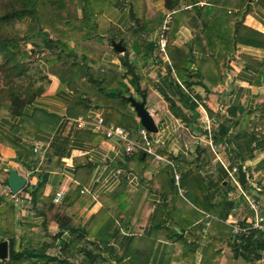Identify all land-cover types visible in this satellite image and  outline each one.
Wrapping results in <instances>:
<instances>
[{"label": "crops", "instance_id": "crops-1", "mask_svg": "<svg viewBox=\"0 0 264 264\" xmlns=\"http://www.w3.org/2000/svg\"><path fill=\"white\" fill-rule=\"evenodd\" d=\"M210 1L213 0H184L182 7L192 9L195 3L204 5ZM221 1L224 0H216V5L220 6ZM157 6L163 21L149 38L157 44V56L142 72L152 80L145 103L159 128L158 132L149 131L153 151L163 159L139 147L127 152L125 143L117 136L108 137L94 129L92 123L99 114L107 125H121L130 131L135 121L136 133L131 134L138 139L144 126L132 104L125 109L126 117L117 122H107L108 108L103 104L71 116L74 92L51 73L46 91L25 105V127L22 117L0 114V168L16 169L27 179L26 186L16 194L9 184L0 181V236L8 241L14 236L17 250L36 245L35 240L49 232L55 234L59 213L69 216L74 225L90 224L92 229V218L105 209L104 198L125 186L131 193L127 213L111 230L112 245L121 254L129 237L136 235L151 246L149 264H203L210 246L221 252L218 264H254L242 255L235 256L231 239L236 238L233 224L246 226L253 219V211L240 188L253 192L264 217V169L260 168L264 161V47L237 42L233 55L227 56L228 63L220 67L206 62L211 53L198 44L193 55L202 60L200 70L206 85L195 88L203 98L197 111L183 108L195 116L194 120L178 117L165 97H172L170 78L177 79L183 91H188L171 67L168 35L175 18L165 9L163 0ZM246 8L245 16L238 17L242 18L240 29L253 28L264 33V0H248ZM231 9L232 13L238 11ZM106 16L116 37L129 27L128 7L124 4L109 7ZM186 19L182 16L176 38L171 42L185 52L186 46L193 44L195 34ZM163 33L167 39L165 52L160 49ZM109 39L111 43L121 42V38ZM74 44L72 40L71 45ZM119 53L107 52L98 64L110 77L127 71L122 63L124 52ZM136 57L132 51L130 60ZM43 68L47 71L45 64ZM132 92V96L144 101L133 87ZM176 102L183 106L179 100ZM79 118L89 124L81 127ZM224 122L230 129L227 138L215 137ZM253 134L251 154L243 146ZM2 136L6 141L1 140ZM212 144L217 145L216 153ZM140 149L142 158L137 153ZM235 165H240L239 170L230 178L226 166ZM170 172L177 192L170 189ZM41 181L45 184L34 209L30 189ZM188 188L194 197L188 196ZM257 188L261 190L258 192ZM60 191L62 198L55 202ZM64 235L72 241L68 230ZM73 259V264H77L81 257ZM129 260L130 257H124L113 264H127Z\"/></svg>", "mask_w": 264, "mask_h": 264}, {"label": "trees", "instance_id": "trees-1", "mask_svg": "<svg viewBox=\"0 0 264 264\" xmlns=\"http://www.w3.org/2000/svg\"><path fill=\"white\" fill-rule=\"evenodd\" d=\"M158 1L0 0V114L22 117L25 127V105L46 91L50 83L48 73H51L74 92L73 104L69 108L71 116L86 112L92 105L103 104L108 108L107 122H117L126 117L125 109L131 104L128 98L134 95L132 87L145 102L150 91L152 80L144 77L142 69L157 56V44L149 38L163 21ZM183 1L163 0V4L175 18L168 35L171 67L188 91H183L177 79L170 78L172 97L167 94L165 97L175 115L194 120L195 116L189 115L183 108L197 111L203 97L195 87L206 85L205 76L200 70L202 60H197L193 55L196 46L199 44L200 47L201 44L203 50L211 53L206 62H214L221 67L228 63L227 56L233 55L237 42L264 47L261 39L264 33L253 28L240 29L248 0H224L220 6L213 0L204 5L195 3L192 9L183 8ZM118 3L128 7L129 27L116 37L106 11ZM230 7L238 11L232 13ZM182 16L195 30L193 44L186 46V52L171 43L181 26ZM239 16L242 18L238 19ZM109 38H121L126 47L122 63L127 71L111 77L98 67L107 52L120 54ZM72 40L74 46L71 45ZM132 51L137 55L135 60L129 58ZM37 52L38 57L35 56ZM44 64L48 72L43 68ZM176 100L183 106L178 105ZM208 111L212 116L210 108ZM131 125V131L136 133V122ZM218 129L215 137L227 138L229 124L220 123ZM254 138V134L250 135L243 146L250 149L251 154ZM1 140L6 141V138L2 136ZM137 153L142 158L143 151ZM260 168L264 169V161ZM169 176L170 189L177 192L171 172ZM8 177L9 172L0 168V181L4 185H8ZM44 184L41 181L30 189L34 209ZM189 191L188 188V196L194 197ZM130 196L128 189L121 186L115 194L105 197V209L92 218V229L90 224L86 227L74 225L69 216L59 213L57 232H49L39 241L35 240L36 245L17 250L16 238L12 236L9 239V258L4 260L5 264H73L75 257H81L77 264H113V261L119 262L124 257H130L127 264H149L151 246L143 243L139 236L129 237L122 254L112 245L111 230L127 213V198ZM67 230L73 236L72 241L65 238ZM3 239L5 236H0V241ZM231 242L235 256L242 255L254 264L260 262L263 243L258 230L242 232ZM220 257L221 252L210 246L205 251L203 264H218Z\"/></svg>", "mask_w": 264, "mask_h": 264}, {"label": "built area", "instance_id": "built-area-1", "mask_svg": "<svg viewBox=\"0 0 264 264\" xmlns=\"http://www.w3.org/2000/svg\"><path fill=\"white\" fill-rule=\"evenodd\" d=\"M164 29H166V25L164 26ZM162 40L160 41V49L165 52L166 50V45H167V39L165 37V34L163 33L162 35ZM79 125L81 127H86L89 122L84 120L83 118H79ZM94 129L97 131H103L108 137L112 136H117L120 140H122L125 143L126 151L127 152H132L135 147L142 148L143 150L150 152L151 154H154L157 159H163L161 156L157 155L153 151V141L150 138L149 131L145 128L142 127L139 130V138L135 139L132 137L131 131L121 125H107L105 123L104 117L99 114L97 117V120L92 123ZM264 133V130L262 131ZM212 150L216 153L217 152V145L212 144ZM240 165H235L231 168H227L228 170V175L230 178H234V173L239 170ZM176 180L179 183L180 180V174H176ZM261 189L257 188V191L259 192ZM241 194L245 196L248 205L250 209L253 211V219L250 221V223L246 226H241L239 224H233L232 226V232L234 235H238L242 232H248L253 230H258L259 233L262 236V243L263 246L260 250V262L264 264V217L261 216L260 214V203L259 200L252 195L251 190H247L245 188H240ZM259 194V193H255ZM62 198V192H57L56 196L54 198L55 202H59ZM5 259L0 258V264H5L4 262Z\"/></svg>", "mask_w": 264, "mask_h": 264}, {"label": "water", "instance_id": "water-1", "mask_svg": "<svg viewBox=\"0 0 264 264\" xmlns=\"http://www.w3.org/2000/svg\"><path fill=\"white\" fill-rule=\"evenodd\" d=\"M112 44L118 52L126 51V47L121 42L113 41ZM128 99L137 112L141 124L150 132H158L159 128L150 110L146 107L145 101H140L134 96H130ZM8 172L9 187L11 188L13 194H16L26 186L27 179L24 176L20 175L16 169H9ZM0 258H9V241L7 239H3L0 241Z\"/></svg>", "mask_w": 264, "mask_h": 264}, {"label": "rangeland", "instance_id": "rangeland-1", "mask_svg": "<svg viewBox=\"0 0 264 264\" xmlns=\"http://www.w3.org/2000/svg\"><path fill=\"white\" fill-rule=\"evenodd\" d=\"M35 56L38 57V56H40V55H39V53L37 52V53L35 54ZM35 56H34V58H36Z\"/></svg>", "mask_w": 264, "mask_h": 264}, {"label": "bare ground", "instance_id": "bare-ground-1", "mask_svg": "<svg viewBox=\"0 0 264 264\" xmlns=\"http://www.w3.org/2000/svg\"><path fill=\"white\" fill-rule=\"evenodd\" d=\"M66 237V236H65Z\"/></svg>", "mask_w": 264, "mask_h": 264}]
</instances>
